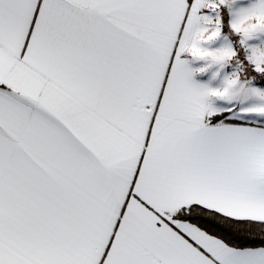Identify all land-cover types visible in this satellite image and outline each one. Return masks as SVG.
I'll use <instances>...</instances> for the list:
<instances>
[{"label": "snow or ice", "instance_id": "1", "mask_svg": "<svg viewBox=\"0 0 264 264\" xmlns=\"http://www.w3.org/2000/svg\"><path fill=\"white\" fill-rule=\"evenodd\" d=\"M0 264H264V0H0Z\"/></svg>", "mask_w": 264, "mask_h": 264}]
</instances>
